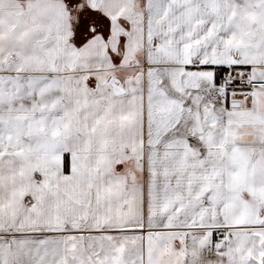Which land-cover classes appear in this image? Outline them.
I'll return each mask as SVG.
<instances>
[{
	"label": "snow or ice",
	"instance_id": "snow-or-ice-1",
	"mask_svg": "<svg viewBox=\"0 0 264 264\" xmlns=\"http://www.w3.org/2000/svg\"><path fill=\"white\" fill-rule=\"evenodd\" d=\"M0 264H264V0H0Z\"/></svg>",
	"mask_w": 264,
	"mask_h": 264
}]
</instances>
